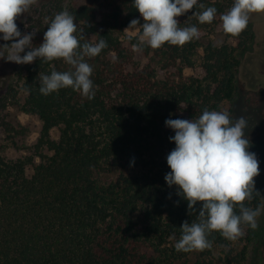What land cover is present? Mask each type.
Wrapping results in <instances>:
<instances>
[{
  "label": "trees",
  "instance_id": "16d2710c",
  "mask_svg": "<svg viewBox=\"0 0 264 264\" xmlns=\"http://www.w3.org/2000/svg\"><path fill=\"white\" fill-rule=\"evenodd\" d=\"M65 1L38 0L17 18L22 34L35 33L33 47L43 42L51 18L65 10L75 18L77 36L83 32L86 41L104 39L108 46L85 58L93 68L91 100L71 88L40 93V72L70 69L62 59L16 63L10 82L0 90V128L10 138L24 132L6 120L11 106L41 124L23 155H0V264H244L255 240L248 226L235 241L212 232L211 249L175 250L182 223L195 221L198 212L189 215L177 186L169 187L164 179L171 171L166 157L176 147L165 120H191L205 108L227 110L234 118L239 56L252 48L255 38L250 21L239 36L225 35L230 43L215 44L207 35L215 34L218 20L200 24L192 11H202L203 4L221 15L232 4L198 0L192 11L177 18L182 28L196 26L198 39L134 52L142 29L124 30L132 19L142 24L143 18L133 0H90L67 9ZM5 43L11 41L0 39V45ZM198 49L202 74L186 75L185 69L196 66ZM249 141L248 150L258 159L264 145ZM113 171L118 175L111 180L99 179L102 172ZM254 179L260 194L244 202L252 208L264 197L261 172ZM235 211L239 214L238 206Z\"/></svg>",
  "mask_w": 264,
  "mask_h": 264
},
{
  "label": "clouds",
  "instance_id": "9594fccd",
  "mask_svg": "<svg viewBox=\"0 0 264 264\" xmlns=\"http://www.w3.org/2000/svg\"><path fill=\"white\" fill-rule=\"evenodd\" d=\"M37 3L38 0H0V39L11 41L0 45V58L17 64H30L37 58L45 62L62 59L70 69L53 70L50 74L40 72V93L47 96L71 88L93 99L95 86L90 79L93 68L85 58L98 56L108 46L107 41L88 42L83 32L77 36L75 18L65 10L51 18L43 42L33 47L35 33L22 34L16 20ZM197 5L198 0H133V6L143 18L142 24L140 19H132L124 30L137 26L142 29L137 43L132 45L133 51L143 52L145 46L158 49L165 43L183 46L198 39L196 26L182 28L177 19ZM199 8L202 11H192L198 22L212 23L217 9L203 4H199ZM260 12H264V0H234L231 8L220 15L224 33L239 36L247 28L250 14ZM82 40L85 42L81 43ZM165 125L174 131L175 135L169 140L176 147L166 157L171 171L164 179L169 187L177 186V195L188 203L189 215L198 212L195 221L182 223L175 250L187 253L211 249L212 241L208 236L214 231L235 241L244 235L243 226L257 229L264 205L252 208L244 203L251 201L254 193L260 194L254 179L260 174L259 161L256 154L248 150L250 141L246 136L245 117L234 119L227 110L205 108L197 118H169ZM197 202H201L198 210ZM237 206L239 214L235 211Z\"/></svg>",
  "mask_w": 264,
  "mask_h": 264
},
{
  "label": "rangeland",
  "instance_id": "374dc122",
  "mask_svg": "<svg viewBox=\"0 0 264 264\" xmlns=\"http://www.w3.org/2000/svg\"><path fill=\"white\" fill-rule=\"evenodd\" d=\"M216 1L220 5L228 6L224 1ZM89 2L90 0H67L65 7L67 9L68 4L72 3L80 5ZM230 2L233 5L234 0H230ZM215 19L218 20L216 32L213 35L208 34L207 37L215 44L223 41L230 43L231 40L225 37L220 15H216ZM249 21L252 24L255 38L252 48L239 56L240 64L236 73L237 93L233 102V115L234 119L244 116L248 122L247 138L259 141L264 145V12L250 14ZM200 55L201 49H198L197 55L194 57L196 66L193 69H185L186 75L201 76L202 72L198 67ZM15 65L16 63L11 61L0 62V90L2 86L10 82ZM5 115L6 120L16 130L24 132L23 135L10 138L11 133L0 128V155L6 158H16L24 154V147H29L35 142L41 124L37 117L25 114L12 106L7 108ZM51 135L56 139L58 131L54 129ZM258 161L261 176L264 178V154L258 157ZM116 175H118L117 171L102 172L99 174V179L109 181ZM260 205H264V197H262ZM258 225V228L253 230L255 234L254 245L248 249L244 264H264V211L258 218Z\"/></svg>",
  "mask_w": 264,
  "mask_h": 264
}]
</instances>
